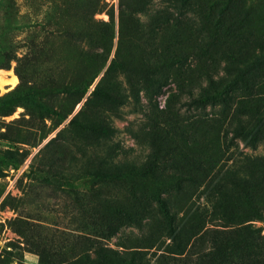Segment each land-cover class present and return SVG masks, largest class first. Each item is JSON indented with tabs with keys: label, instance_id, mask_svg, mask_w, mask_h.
Returning <instances> with one entry per match:
<instances>
[{
	"label": "rangeland",
	"instance_id": "1",
	"mask_svg": "<svg viewBox=\"0 0 264 264\" xmlns=\"http://www.w3.org/2000/svg\"><path fill=\"white\" fill-rule=\"evenodd\" d=\"M0 264H264V0H0Z\"/></svg>",
	"mask_w": 264,
	"mask_h": 264
},
{
	"label": "trees",
	"instance_id": "2",
	"mask_svg": "<svg viewBox=\"0 0 264 264\" xmlns=\"http://www.w3.org/2000/svg\"><path fill=\"white\" fill-rule=\"evenodd\" d=\"M242 133H245L243 130H242ZM160 200V203L162 204V206H163V203H164V199L162 198V197H160L159 198ZM164 210H166L167 211V209L166 208H164ZM173 218H175V217H173Z\"/></svg>",
	"mask_w": 264,
	"mask_h": 264
},
{
	"label": "bare ground",
	"instance_id": "3",
	"mask_svg": "<svg viewBox=\"0 0 264 264\" xmlns=\"http://www.w3.org/2000/svg\"><path fill=\"white\" fill-rule=\"evenodd\" d=\"M11 82L15 84L17 82V78L14 77Z\"/></svg>",
	"mask_w": 264,
	"mask_h": 264
}]
</instances>
